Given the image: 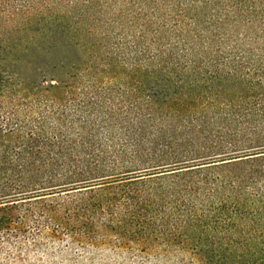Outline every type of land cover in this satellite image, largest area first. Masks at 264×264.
<instances>
[{
    "label": "trees",
    "instance_id": "16d2710c",
    "mask_svg": "<svg viewBox=\"0 0 264 264\" xmlns=\"http://www.w3.org/2000/svg\"><path fill=\"white\" fill-rule=\"evenodd\" d=\"M164 4L176 26L186 17L194 30L183 55L159 56L167 98L133 120L132 148L98 149L81 111L73 118L57 105L99 62L88 54L103 13L152 16ZM0 16V210L116 186L83 208L120 205L117 228L133 240L187 246L206 264H264V0H0ZM68 48L77 62L50 65ZM110 58L108 68L120 65ZM30 73L46 87L27 89Z\"/></svg>",
    "mask_w": 264,
    "mask_h": 264
},
{
    "label": "rangeland",
    "instance_id": "374dc122",
    "mask_svg": "<svg viewBox=\"0 0 264 264\" xmlns=\"http://www.w3.org/2000/svg\"><path fill=\"white\" fill-rule=\"evenodd\" d=\"M109 8L122 11V7ZM111 13L100 17L108 21L106 25L99 21L93 27L96 46L92 45L88 56L96 52L99 62L93 64L94 69L80 82L69 84L73 97L57 105L73 118L77 110L81 111L78 118L89 124L86 127L94 133L97 148L104 151L132 148L128 131L131 126L138 127L133 120L138 114L148 113L143 108L146 103L161 107L168 95L166 91H170L161 84V74L156 72L159 56L169 50H174L175 56L183 55L182 41L194 32L193 23L186 17L181 18L178 26L174 24L171 15L175 9L171 5H160L152 16L137 17L131 9L127 14L121 13V17H113ZM110 56L119 60L118 67L106 66L104 60L111 59ZM78 58V52L68 48L55 54L50 65L62 61L74 64ZM36 66L50 70L44 62ZM132 69L142 70L145 75L138 77ZM149 72L157 76L151 79L147 76ZM27 76L30 82L27 89L32 90L36 83L46 87L39 75L34 79L31 73ZM38 114L35 111L32 116ZM128 170L133 169H119L115 175ZM115 192L116 186H97L26 199L13 203L14 206L4 205L6 208L0 210V218L6 223L0 227V264H206L203 256L187 246L162 238L148 242L133 240L125 234L126 228L121 231L117 228L124 217L120 205L111 211L83 208L92 199L105 202Z\"/></svg>",
    "mask_w": 264,
    "mask_h": 264
}]
</instances>
